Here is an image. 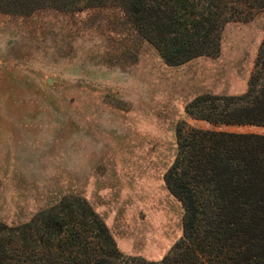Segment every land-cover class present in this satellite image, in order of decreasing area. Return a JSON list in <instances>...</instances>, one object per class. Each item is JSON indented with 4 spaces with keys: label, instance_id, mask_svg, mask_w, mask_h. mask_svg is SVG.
Returning a JSON list of instances; mask_svg holds the SVG:
<instances>
[{
    "label": "rangeland",
    "instance_id": "rangeland-1",
    "mask_svg": "<svg viewBox=\"0 0 264 264\" xmlns=\"http://www.w3.org/2000/svg\"><path fill=\"white\" fill-rule=\"evenodd\" d=\"M264 13L229 22L219 54L167 64L129 16L105 4L21 14L0 7V222L85 199L128 257L159 260L183 236L165 173L180 128L256 132L191 116L203 93L248 88Z\"/></svg>",
    "mask_w": 264,
    "mask_h": 264
},
{
    "label": "trees",
    "instance_id": "trees-1",
    "mask_svg": "<svg viewBox=\"0 0 264 264\" xmlns=\"http://www.w3.org/2000/svg\"><path fill=\"white\" fill-rule=\"evenodd\" d=\"M112 4L169 65L219 54L225 26L264 13V0H0L5 12ZM188 113L216 124L264 126V39L242 94L203 93ZM165 173L184 209L183 236L159 260L126 258L107 224L67 197L20 224L0 222V264H264V134L192 128Z\"/></svg>",
    "mask_w": 264,
    "mask_h": 264
},
{
    "label": "crops",
    "instance_id": "crops-1",
    "mask_svg": "<svg viewBox=\"0 0 264 264\" xmlns=\"http://www.w3.org/2000/svg\"><path fill=\"white\" fill-rule=\"evenodd\" d=\"M202 120V119H201ZM227 125H231V124H227Z\"/></svg>",
    "mask_w": 264,
    "mask_h": 264
}]
</instances>
